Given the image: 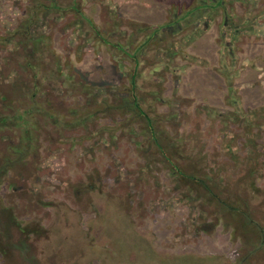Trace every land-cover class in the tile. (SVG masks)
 Segmentation results:
<instances>
[{
    "label": "rangeland",
    "instance_id": "374dc122",
    "mask_svg": "<svg viewBox=\"0 0 264 264\" xmlns=\"http://www.w3.org/2000/svg\"><path fill=\"white\" fill-rule=\"evenodd\" d=\"M213 2L221 5L210 12ZM75 3L110 43L131 51L164 29L136 73L121 52L72 25V14L43 16L36 33L49 37L48 58L62 71L51 101L72 123L101 114L74 129L39 122L23 164L1 177L0 264H264V238L249 221L220 212L160 153L179 149L186 171L203 170L220 201L246 205L264 227V0ZM29 7L0 0V95L21 72L12 36ZM133 91L166 152L137 112L118 104ZM17 93L13 110L31 105ZM21 141L17 130L0 129V163ZM252 170L259 194L243 190Z\"/></svg>",
    "mask_w": 264,
    "mask_h": 264
},
{
    "label": "trees",
    "instance_id": "16d2710c",
    "mask_svg": "<svg viewBox=\"0 0 264 264\" xmlns=\"http://www.w3.org/2000/svg\"><path fill=\"white\" fill-rule=\"evenodd\" d=\"M219 5H221L219 2L215 3L214 6L210 5L208 6L210 7V10H208L211 12ZM51 14H63V16L72 14L74 18L72 25H77L82 29L89 28L95 40L102 38V43L106 47L121 52L129 62L134 64V72H138V70H140V66L145 59L144 56H146V48L150 45L151 41H154L156 35H158V33L164 29L163 27L151 32L147 36L146 40L139 44V47L133 48L131 51L129 47L124 48L120 43H115L116 45L110 43L106 38V34L104 36L102 35L100 29L93 24V21L89 17L84 14V12L81 10L80 4H76L75 0H72L70 3H66L65 6H62L59 3V0H30V7L28 8L25 22L21 23L22 25L16 29L15 35L12 36L13 41L16 40L14 43L16 50L20 51L19 53L21 58L18 61V65L21 69V72L16 79L17 81H14V83L11 84V89L9 88V90H17V94L23 95L25 101L30 100L31 105L26 104L27 106L15 111L13 110L12 103V97H14V95H10L11 91H8L7 93L4 91L1 92L0 103L2 106L0 107V129L13 128L17 130L22 134V141L17 145L9 146L8 154L10 157L8 156L2 159L0 163V184L1 177L6 175L7 172L12 170L16 165L23 164L28 152L33 149L34 143L36 142V134L38 132L37 127L39 126V122H51V124L58 129H74L76 126H78V124L83 125L84 123H87V121L94 120V118L101 114V112L96 111L94 114H90V116L88 115L86 119H77L76 122L72 123L68 120L67 115H65L63 111H60L58 108H56L51 101L50 98L53 94H50V92L53 90V88L50 84H56L59 82V79L62 77V71L58 66V61H56V58H48L49 54L52 55L49 37H47L46 34L38 35V33H36V31L39 29V24L43 16L47 17ZM174 23L172 22V24H169L165 28L172 27ZM111 36L112 33H110V37ZM17 37L18 39H16ZM139 78L136 79V87L138 82L141 80ZM70 85L71 82L69 80L62 82V86L65 87V89H68ZM133 86L131 87L132 89H134ZM76 87L77 84L75 83L71 88L75 90ZM46 90L49 92H46ZM43 93L46 94L44 96L45 99L42 102L37 101ZM134 93L135 92L133 91L128 95V97L118 101V104L120 105V102H123L122 106L124 109L130 108L131 110H135L137 112V117L139 119L141 118L145 122L147 126L146 131L150 134V136H152V141L156 148L158 150L162 149L164 152L167 150L169 153L168 156H166V153L160 152L163 159H165L166 166L172 170V172L177 175V177H181L180 181L186 183V185L192 188V190L196 189L203 192L204 195L202 197L208 194L215 206L220 207V212H224L225 214L228 213L230 216H233L234 219L235 217H245L249 221L250 226H252L251 228L253 230L255 229V231L262 238H264V227L260 226L259 223L250 221L248 219L246 216V205L236 206L234 204H228L220 201L219 195L215 192L214 187L207 184V179L201 177L204 176L205 173H203V170L199 169V171H194L189 169L190 171H186L187 169L183 168L181 164L183 162V157L181 156V151L179 149L174 150L170 147H164L166 150L163 149L157 137L158 135L156 136L153 130L152 121L149 119L140 105L141 99L138 97L137 93ZM4 113L7 115H3ZM241 118H244V115H242ZM179 158L182 159V161L180 160L181 162H179ZM253 178L254 172L252 170L249 173V180H247L249 185L244 186L243 190L246 192L245 187H247L249 188V192L254 191L255 193L258 192L259 194V189L255 188L254 186ZM220 203H222L221 206ZM1 207L2 205L0 204V208ZM2 208L4 209V206ZM9 221H11L13 224L15 223L19 228L20 223L16 222V218L10 217ZM4 255L8 259H11L10 256L12 255V252L8 250V252H4Z\"/></svg>",
    "mask_w": 264,
    "mask_h": 264
}]
</instances>
